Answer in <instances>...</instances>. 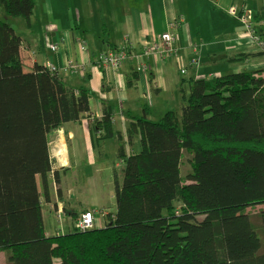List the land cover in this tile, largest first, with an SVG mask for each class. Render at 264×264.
Masks as SVG:
<instances>
[{"label":"trees","instance_id":"1","mask_svg":"<svg viewBox=\"0 0 264 264\" xmlns=\"http://www.w3.org/2000/svg\"><path fill=\"white\" fill-rule=\"evenodd\" d=\"M36 2L0 0V7L29 21ZM253 18L264 40V17ZM22 42L0 19V251L7 264H264V210L247 211L264 205V69L188 81L180 111L133 122L141 150L125 159L105 227L48 236L38 177L48 190L49 137L85 117L93 93L57 70L28 67ZM111 118L98 121L103 139L112 135ZM185 152L191 170L183 176Z\"/></svg>","mask_w":264,"mask_h":264},{"label":"crops","instance_id":"2","mask_svg":"<svg viewBox=\"0 0 264 264\" xmlns=\"http://www.w3.org/2000/svg\"><path fill=\"white\" fill-rule=\"evenodd\" d=\"M109 1L115 7H110ZM197 2L37 0V41L19 33L23 40L21 55L25 64L28 67L52 64L67 83L76 88L87 87L93 93L90 112L79 121L65 123L49 137L53 163L48 176V190L43 188L38 177L46 235L73 231L76 219L86 211H95L97 228L105 227L107 217L101 213L106 211L97 209L113 203L116 206L115 187L117 181L121 182L125 159L141 150L140 135H130L129 128L133 122L144 116L150 119L148 115L152 110L163 103L174 101L176 110L180 111L184 97L189 93L188 81L264 69V55L251 42L242 22L229 12L233 7L228 13L241 23L242 28H233L222 18V14H226L224 7L237 0H221L220 15L210 23L195 20L185 5ZM243 6L245 4L240 8ZM115 12L122 18L116 25L118 36L112 37L111 32L104 34L103 39H92L89 28L98 26L104 33L111 30L115 26ZM174 19L182 22L177 29H170L169 23ZM25 24V29L32 33L34 25L31 18ZM46 31L50 35L48 38H44ZM166 31L175 35L178 55L146 57L143 54L145 42ZM78 38L85 40V52L80 51ZM53 44H57V51L51 50ZM120 48L127 49L128 59L118 71L98 65V54ZM244 55H248L246 59H243ZM69 60L79 65V71L67 68ZM142 63L147 65L144 72L137 70ZM105 113L112 117V135L103 139V131H97V127ZM82 173L91 175L83 177ZM101 174H107L109 203L102 202L107 194L98 189ZM92 194L99 195L100 199H91ZM48 220L57 221L60 226L50 229Z\"/></svg>","mask_w":264,"mask_h":264},{"label":"rangeland","instance_id":"3","mask_svg":"<svg viewBox=\"0 0 264 264\" xmlns=\"http://www.w3.org/2000/svg\"><path fill=\"white\" fill-rule=\"evenodd\" d=\"M197 3H185L187 9L191 12L192 17H195V20L199 21V22H212L214 20V18H216L217 16L220 15V11H219V7H223L222 6V2L221 0H210L211 2H208L206 0H197ZM224 2H229V0H223ZM241 1L243 2L242 4ZM240 2V3H239ZM37 3V2H36ZM110 7H115V5L113 3H111L110 1L108 2ZM245 4L246 9L250 10L253 14H259L262 15V17H264V0H237V2H233L232 4H227L226 7H224V9H226V14H222V18L224 21L228 22L229 25H231L233 28H242L241 23H239L235 18H233L232 16L229 15L228 10L231 7H236V8H240L241 5ZM119 6L122 5V2L119 1L118 3ZM34 16L31 17V22L34 25V28L32 29V33L30 32V30L27 28L25 29V19L22 17H11L8 16L4 10L0 7V19H2L3 21L9 23L14 30L16 31L17 34H21L23 37H27V38H35L37 41V6L34 7L33 13ZM115 16V26L113 28H111V30H106L105 33L102 31L101 28H99L98 26L96 28H89L90 30V35L92 39H103L104 38V34L108 35L111 34L112 37H117L119 32H118V28L116 27L117 23L120 22L122 20L121 18V14L115 12L114 13ZM33 18V19H32ZM263 22H261L260 24H262ZM243 24V23H242ZM244 26V25H243ZM74 27L73 24H70V28ZM85 31L87 32V29H85ZM103 34H102V32ZM41 34H43V31H40ZM50 35L49 33L46 31L44 34V38H48ZM108 37V36H107ZM73 62V61H72ZM74 63V62H73ZM180 77H184V75L180 74ZM146 103L145 100H143V103ZM176 104L174 101L169 102V103H163L161 104L158 109L156 110H152V113L150 115H148L150 117V119H154L155 121L160 120V118L169 110H176ZM161 111H163L161 113ZM161 113V114H160ZM143 115V114H141ZM191 158V155H189L188 153H184L183 156V160H182V166H181V170H182V174L183 176H186V174L191 170V165H190V161L189 159ZM86 167L84 166L83 169H85ZM52 172V170H51ZM83 177H85L86 175H91L88 173H82L81 174ZM107 174H101L98 183V189L101 190L103 193H106L107 196L106 198L102 201V202H107L109 203L111 201L110 196L108 195V191H107ZM121 183L123 181V175L122 178L120 179ZM84 198V196H82ZM100 199L99 195H94L92 194V198L91 199ZM88 199V198H87ZM90 200V199H88ZM106 208H101V209H97L98 211H106V212H110V213H114L116 212V206H114V203L112 205H106ZM97 208V207H96ZM96 208H94L96 210ZM264 210V205H257L254 207H249L247 209V211L250 214H254L256 215L259 211ZM98 216H101L100 214H97ZM200 219H202V216H199ZM47 226L48 228H53L55 227H59L60 223L55 221V223L51 220L47 221ZM0 264H7L6 261V256L4 252L0 251ZM55 264H59V261L57 260L55 262Z\"/></svg>","mask_w":264,"mask_h":264},{"label":"built area","instance_id":"4","mask_svg":"<svg viewBox=\"0 0 264 264\" xmlns=\"http://www.w3.org/2000/svg\"><path fill=\"white\" fill-rule=\"evenodd\" d=\"M229 12L236 16L244 25L246 33L249 35V38L252 43L256 44L261 52L264 54V40L260 38L256 31L255 21L253 18V14L250 10L245 7L236 8L233 7L229 10ZM182 20L174 19L169 23L170 29H177L181 24ZM63 40V39H62ZM79 48L81 52L86 51V42L85 40L78 38L77 39ZM175 35L171 31H166L164 33L158 34L151 40L145 42L143 46V54L148 57L150 55L158 56L160 58L165 56H177L178 51L174 45ZM52 51H57V44H53L50 46ZM128 59V51L126 48H120L117 50H110L108 52H103L97 55V63L99 66L105 69H112L114 71H118L125 61ZM47 68L51 70H56L52 64H48ZM67 68L70 71L77 72L79 71V65L69 60L67 62ZM147 69V65L145 63L139 64L137 70L140 72H144ZM59 211V210H58ZM60 213L62 210L59 211ZM178 213V212H177ZM102 216L108 215L106 212L101 213ZM96 215L95 211H86L82 213L75 222V229L79 231H86L91 228L96 227Z\"/></svg>","mask_w":264,"mask_h":264}]
</instances>
